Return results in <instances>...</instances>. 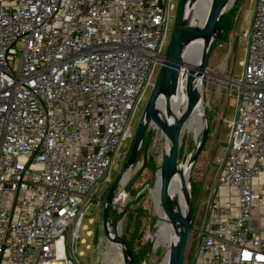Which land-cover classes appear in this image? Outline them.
Wrapping results in <instances>:
<instances>
[{"label":"built area","instance_id":"1","mask_svg":"<svg viewBox=\"0 0 264 264\" xmlns=\"http://www.w3.org/2000/svg\"><path fill=\"white\" fill-rule=\"evenodd\" d=\"M233 119L190 264H264V0H254ZM174 0H0V264H60L165 60ZM147 102V101H146ZM98 204L100 203L97 201ZM73 257L76 264H79Z\"/></svg>","mask_w":264,"mask_h":264},{"label":"rangeland","instance_id":"2","mask_svg":"<svg viewBox=\"0 0 264 264\" xmlns=\"http://www.w3.org/2000/svg\"><path fill=\"white\" fill-rule=\"evenodd\" d=\"M176 14L181 0H174ZM254 0H234L230 10L224 14L221 21L225 38L214 46L208 60L209 74L203 75L202 99L203 114L209 122V134L205 147L189 169V184L192 195L193 223L185 253L184 264H190L191 255L195 249L201 224L206 219V202L211 191L216 189L215 178L218 166L227 147L230 128L227 124L233 119L234 101L228 92V79L237 80L242 73V63L246 50V39L243 37L250 27ZM175 14V18H176ZM171 24L174 26V22ZM173 29V28H172ZM159 71H157L158 78ZM156 78V80H157ZM155 80V81H156ZM151 94V93H150ZM146 99L140 105L133 120L135 134L144 113ZM202 114V115H203ZM191 116L185 124L180 150V161L186 160L199 143L201 127L198 134L192 129L197 123ZM202 119V116H201ZM192 123L191 129L187 126ZM202 126V123L200 124ZM132 142L128 141L120 149V160L113 164L112 180L116 178L121 167L128 158ZM165 140L158 131V126L152 122L147 127L143 144L139 150L136 162L132 167L136 177L132 187L125 194V204L120 207L117 201L111 207L110 222L121 226L120 236L124 238L132 251L135 264H159L169 248L170 237L163 238L159 233L155 217H160L163 207L156 186L150 187L153 175L160 168V156L164 150ZM132 178L129 183L131 182ZM127 182V183H128ZM128 183V184H129ZM127 184V187H128ZM94 193V201L86 212L85 218L78 225L77 239L72 246L69 227L66 235L57 242L60 264H123L120 252L112 248L102 230V201L105 199L110 185L98 181ZM126 185V184H125ZM125 185H122L125 186ZM126 189V187H125ZM219 189L215 190V194ZM114 200V198H113ZM99 201L100 203L98 204ZM120 208V209H119ZM149 231L154 233L153 248L149 255L144 256L145 239Z\"/></svg>","mask_w":264,"mask_h":264},{"label":"water","instance_id":"3","mask_svg":"<svg viewBox=\"0 0 264 264\" xmlns=\"http://www.w3.org/2000/svg\"><path fill=\"white\" fill-rule=\"evenodd\" d=\"M198 0H181L177 10L176 18L174 21L173 31L168 43L165 60L160 67L158 78L155 82L152 92L147 100V104L144 109V113L139 122L137 132L135 134L132 146L127 160L121 167L118 175L112 182L107 192L105 199L102 201V226H104V235L106 238L110 237L108 230V213L115 202H113V195L118 187L123 176L125 169L132 168L136 162L139 150L143 144L145 132L147 127H150L149 120H146L149 115L150 109L155 107L158 103V109L155 111L153 118L157 125L158 131L161 136L164 137L165 147L167 146V152L163 150L160 160V170L166 178L173 180L179 179L180 190L183 200V208L177 204V226L179 227V234L176 243L171 248H166V264H184L185 253L188 246L189 236L192 231L193 223V206L192 195L190 191L189 175L186 178V170H182V166L185 160L180 161V150L182 146V128L181 122L177 120L175 115L174 97L177 93L179 85V76L186 75L187 79V92L190 93L191 103L197 101L200 98L199 82L203 79V73L207 70L208 60L211 56V52L219 40L225 38V33L222 32V26L220 20L216 27L215 36L208 41L209 32L193 30V24L188 17L190 9H192ZM231 0H211L205 17L219 16L229 5ZM187 37L189 42L201 43L202 47L199 51L198 63L196 66H187L183 62L185 54L183 47V40ZM157 107V106H156ZM191 110V109H190ZM205 122V129L202 133L199 143L190 155L194 158L190 164V168L193 166L195 160L203 148L205 147L207 140L204 138L209 134V122L205 114L202 115ZM136 177L132 178L128 187L124 190L125 194L128 193L132 183ZM156 220L158 219L155 217ZM114 241L123 249L124 256L126 257V264H134L130 257L129 249L126 248V240L117 234H113ZM125 246V247H124Z\"/></svg>","mask_w":264,"mask_h":264},{"label":"bare ground","instance_id":"4","mask_svg":"<svg viewBox=\"0 0 264 264\" xmlns=\"http://www.w3.org/2000/svg\"><path fill=\"white\" fill-rule=\"evenodd\" d=\"M234 0H231L227 8L219 15L215 17H205L208 7L211 3V0H198L195 6L190 9L188 13V17L191 20L193 27V30L196 31H204L206 30L209 32L208 35V41L211 40L216 33V27L218 24V21H222V17L224 14H226ZM183 47H184V52L186 55L183 57V62L187 66H196L198 63V56H199V51L204 45L202 46L201 43H196V42H189L187 40V37L184 38L183 40ZM204 74H209L208 70H205L202 72ZM187 79L188 76L186 75H181L179 76V85L177 89V93L174 97V104H175V115L177 117V120L182 121L181 122V128H182V135H183V130L185 127V124L188 122L189 118L191 116H194L193 120L195 121V124L193 128L191 127L192 123H190L187 127L189 129H193L195 134H198L200 127H201V132H200V137L202 136V133L205 129V122L203 118L201 119V116L203 114L204 110V102L202 99V87H203V79L199 82V90H200V98L191 103V98H190V93L187 92ZM157 106V107H156ZM158 103L155 105V107H152L149 111L148 118L146 120H149L150 125L152 122H155L157 125L156 121L153 119L155 111L158 109ZM191 109V110H190ZM202 123V126L200 125ZM158 126V125H157ZM205 140L208 139L207 137L204 138ZM167 146L165 147L164 151L167 152ZM197 156V155H196ZM195 156V157H196ZM195 157L188 156V158L185 160V163L182 166V170H186V178L189 175V169H190V164L193 162ZM135 171L133 172L132 168L125 169L123 172V176L120 182V186L118 187V190L114 192L113 195V202L114 204L120 203V207H122L123 204H125V187H127V184L129 183L131 178L135 176ZM128 182V183H127ZM126 184V185H125ZM122 185H125L122 187ZM156 186L157 192L160 194V200L161 204L163 207V212L161 213V216L158 217L157 221V227L159 228V233L162 235L163 238H168L170 237V244L169 248H171L177 241L178 239V234H179V227L176 225L178 220H177V204L180 205L181 208H183V200H182V195H181V188L179 184V179L175 178L173 180H170L169 178H166L163 173L161 172L160 168L157 171L156 174L153 175L152 182L150 187ZM118 201V202H117ZM120 209V208H119ZM111 209L109 210L110 213ZM109 213H108V219H109ZM111 219L108 220V230L110 237L107 238L111 247L112 248H117L118 251L120 252L122 263L126 264L127 260L126 257L124 256L125 254L123 253V249L119 247V245L114 241L113 234H117V237L120 236V230L121 226L116 225L115 223L110 222ZM104 229V226H102V230ZM104 233V231H103ZM121 237V236H120ZM145 239V246H144V251L143 254L144 256L149 255L153 248V241H154V233L153 231H149ZM126 248L128 247L130 257L133 260V256L130 250V247L126 241L125 243ZM125 247V246H124ZM134 263V260H133ZM159 264H166V258L164 257Z\"/></svg>","mask_w":264,"mask_h":264},{"label":"crops","instance_id":"5","mask_svg":"<svg viewBox=\"0 0 264 264\" xmlns=\"http://www.w3.org/2000/svg\"><path fill=\"white\" fill-rule=\"evenodd\" d=\"M224 152H225V149H224ZM257 184H260L262 186V189L264 190V176L260 179V181L256 180L254 182L255 187L257 186ZM226 194H227L226 189H220L215 194V196L217 197V200L220 204H224L226 202V200H225ZM254 214H255V218L250 222L249 229L252 233H254L256 235L264 236V211L261 210V207L258 203L254 204ZM204 222H202V224H201L202 229L205 225Z\"/></svg>","mask_w":264,"mask_h":264},{"label":"trees","instance_id":"6","mask_svg":"<svg viewBox=\"0 0 264 264\" xmlns=\"http://www.w3.org/2000/svg\"><path fill=\"white\" fill-rule=\"evenodd\" d=\"M109 215H110V213H109ZM131 253H132V251H131ZM133 256V255H132ZM133 260H134V258H133ZM134 264H135V262H134Z\"/></svg>","mask_w":264,"mask_h":264}]
</instances>
